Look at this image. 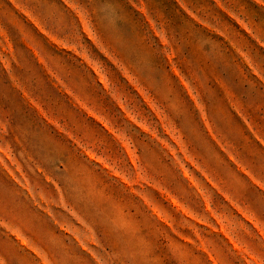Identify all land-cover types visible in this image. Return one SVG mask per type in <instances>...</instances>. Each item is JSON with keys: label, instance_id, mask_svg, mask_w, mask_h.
I'll return each instance as SVG.
<instances>
[{"label": "rangeland", "instance_id": "374dc122", "mask_svg": "<svg viewBox=\"0 0 264 264\" xmlns=\"http://www.w3.org/2000/svg\"><path fill=\"white\" fill-rule=\"evenodd\" d=\"M0 264H264V0H0Z\"/></svg>", "mask_w": 264, "mask_h": 264}]
</instances>
